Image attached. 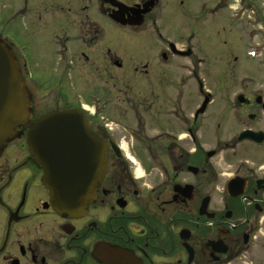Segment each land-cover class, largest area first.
<instances>
[{"label":"flooded vegetation","instance_id":"flooded-vegetation-1","mask_svg":"<svg viewBox=\"0 0 264 264\" xmlns=\"http://www.w3.org/2000/svg\"><path fill=\"white\" fill-rule=\"evenodd\" d=\"M29 1H6L17 26L0 19L31 114L0 150V264H244L246 250L264 252V95L237 83L214 99L181 79L191 70L182 59L195 57L196 29L184 34L179 19L185 0ZM251 5L253 21L238 23L227 47L243 64L264 55V6ZM151 75L175 76L172 94L140 84ZM70 76L84 94L69 95ZM125 77L133 82L117 84ZM71 108L103 141L106 166L68 214L54 208L26 135L42 115Z\"/></svg>","mask_w":264,"mask_h":264},{"label":"water","instance_id":"water-1","mask_svg":"<svg viewBox=\"0 0 264 264\" xmlns=\"http://www.w3.org/2000/svg\"><path fill=\"white\" fill-rule=\"evenodd\" d=\"M29 105V93L14 53L0 40V150L15 129L28 122ZM248 136L252 138L243 134ZM26 142L43 168V183L54 208L76 213L93 196L106 166L104 143L89 129L84 113L73 108L42 115L29 127Z\"/></svg>","mask_w":264,"mask_h":264},{"label":"rangeland","instance_id":"rangeland-1","mask_svg":"<svg viewBox=\"0 0 264 264\" xmlns=\"http://www.w3.org/2000/svg\"><path fill=\"white\" fill-rule=\"evenodd\" d=\"M6 1L7 0H0V19H2V22L4 24L8 23L11 19L12 23L10 24V26L15 27L19 23L20 17L15 18V7H12V9L9 10ZM208 1L209 0H185V2L189 5L188 7L190 11L186 12V14H184V12H181L180 14L179 19L183 21V26H185L183 30L185 31L184 34H187L188 26L190 28L196 29L194 38L195 57L191 64H189L187 59H182V64H184V67L185 64L186 67H189L190 65L191 70L188 74H186V71H182L181 79H185V83H189L187 79V77L189 76L192 79H190L191 83L194 82L197 86L201 85V87H203V90H208L209 93H213L214 99H227L226 97H222L221 95L223 94V92L220 91L223 88L222 86L234 85L237 83L249 84L248 90H252L251 93H261L262 95H264L263 53L257 51L256 55L252 56L251 54V58L254 60L247 61L244 64L241 61H234V54L231 56L229 53H227L229 39L231 38V36L238 34V27L236 25L240 23V25L248 27V23L250 21H253L254 19V14L251 12V8H247L246 2L251 1L253 3L261 4L264 6V0H245L246 2H243L245 8L243 6V9H240L239 7V4H241L240 0H230L233 4L235 3V5H233L234 8L230 7L228 9L226 7V10H221L220 8L225 5L227 0H210L212 2L211 6L214 8V11H212L211 13L213 14V17H211L210 15L203 17L200 15V12L202 10L201 4ZM29 4L30 1L26 0L25 6L22 8H28ZM217 4H220L221 6L218 7ZM234 12L236 13L233 14V18L230 17ZM189 14L192 15V19L195 20L196 27L194 26V24L189 22V20H187L189 18ZM221 14L222 17L220 19L219 16ZM224 14L234 19V23L228 26L226 24V21L224 20ZM184 19H186V21H184ZM190 72H192V74H190ZM72 77L74 76H70V78L66 79L68 81L67 91L69 95L77 96L80 92L82 94V91L85 90L83 92L84 94L87 91L85 87L84 89H80L79 83L70 84V82H72ZM174 78L175 76L170 77L168 75H166V77H163L162 75H151L148 78L139 77L141 81L140 84H142V86L146 85L145 88H150V85H152L153 87L151 89L153 90V93H157L159 89H162L166 92V94H172L174 85L177 84ZM95 80H98V83H101L103 82V77L99 76V79ZM132 82L133 79L131 77H125V79L123 80L118 79L117 84H131ZM167 86L169 87L168 89ZM235 87L237 86L235 85L229 87L228 93L230 94ZM128 93L129 96H132V98L141 99L144 98L145 94L142 89L140 90V92H136L133 91L132 88L131 91H128ZM148 93L151 92L148 90ZM47 94L51 93L47 91L42 92V95L45 97L44 99L46 101H48L49 99ZM261 231L263 234L264 229H261ZM263 254L264 252H260V250H246L244 252L243 258L244 264H256L254 260L259 256H263Z\"/></svg>","mask_w":264,"mask_h":264}]
</instances>
